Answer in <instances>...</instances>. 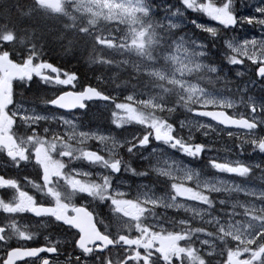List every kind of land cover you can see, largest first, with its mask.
<instances>
[{"label":"snow or ice","instance_id":"1","mask_svg":"<svg viewBox=\"0 0 264 264\" xmlns=\"http://www.w3.org/2000/svg\"><path fill=\"white\" fill-rule=\"evenodd\" d=\"M17 10L18 28L0 25V189L10 190L0 264H264V0H32ZM48 53L111 76L93 83ZM101 106L109 127L96 123ZM177 108L184 119L169 122ZM230 128L247 130L226 149L235 158L207 157L211 143L193 142L196 132L231 138ZM29 169L31 194L7 175ZM256 173L262 185L248 187ZM37 226L53 229L43 244Z\"/></svg>","mask_w":264,"mask_h":264},{"label":"rangeland","instance_id":"2","mask_svg":"<svg viewBox=\"0 0 264 264\" xmlns=\"http://www.w3.org/2000/svg\"><path fill=\"white\" fill-rule=\"evenodd\" d=\"M239 2H240V0H237V4H239ZM201 22L210 23V24H212L214 26L220 27L219 25L216 24L215 21H209L207 18H204L203 21H201ZM106 23L108 25H111V26H114V27L118 24V22H116V21L106 22ZM121 26H123L125 29L127 27L126 25H122V24H121ZM181 31H184V29H181ZM253 31L255 32L256 36L260 35V30L259 29H254ZM123 68H125V70L127 71L128 74H129V72H131V68L129 66H122V69ZM119 72H122V75H123L124 70L119 71ZM241 87H243V84H241ZM233 90H235V89H233ZM251 94L255 95V96H259L260 95L258 90L254 91ZM122 98L123 97H118V101L117 102H120L122 100ZM236 99H237L236 112L239 113V112L243 111V112L247 113V110L244 109L243 107H241V105L239 103L240 97L237 96ZM27 106H31V105H27ZM227 111L229 113L232 112L231 109H229ZM102 112H103V109H102V106H101V112L97 113L96 123H99L102 127H109L110 124H109V122L105 121L104 116H109L110 117V113L101 114ZM183 113H184V110H182V109H180V112L176 111V113H173L172 116L169 117V122H171L172 120H182V119H184V114ZM51 126L56 127L60 132L64 131V127L61 126V125H51ZM175 126L177 128L179 127L178 124L175 125ZM111 127L114 128L115 126L111 125ZM93 128H95V124L93 125ZM219 130H220V128L217 127V131H219ZM116 131L119 132V129H116ZM233 133H235L236 135H234L233 137L229 138L227 136V134H226V131L220 132L219 136H217L216 133H211L209 137L202 136L201 133L196 132V133H194V141L193 142H196V143L210 142L211 143L212 150L208 151V152H206L204 154L207 157L228 156L229 158H235V157L232 156L231 153L227 152L226 149L228 147H233V150L235 151L234 145H235V143L238 142V138L239 139H244L246 137L244 136V133H237V132H233ZM182 134L186 137L187 134H188V130L187 129L182 130ZM89 145L91 146L92 150H96L97 142L89 141ZM161 147H163V146H161ZM168 151L170 153L172 152V150H168ZM249 151H250V148H249ZM177 155H179V154H177ZM239 158L248 159V152H244L242 155H240ZM183 159H184V163L189 164V161L192 158L184 157ZM257 159H259V157H257ZM140 163L144 164L145 162L141 161ZM200 163H201L200 161H195L193 163H190L189 167H191V168H193L195 170H199ZM133 166L136 167L137 165L134 164ZM149 167H150V165H149ZM217 175H218V177H222L223 179H225L229 183H233L234 182L235 184H241L243 182L242 178L229 176V174H217ZM137 182H139V181H137ZM143 183L144 184H148L149 187H151V184H150V182L148 180H144ZM261 185H262V181H261V179L259 177V173H256L254 179L252 181H250V183L248 184V187H253V186L260 187ZM157 187H159V186H157ZM122 190L126 191V189H122ZM145 190H147V189H145ZM160 191H162V189ZM212 198L215 201H218L221 197L219 196V194H215L214 193V194H212ZM224 198L228 199L227 196H225ZM231 198L232 199H239L240 201H243L245 199L243 193H239V194L233 193ZM249 199H254V197H250ZM182 202H184V203H186L188 205H192V204L195 203V202H190V201H182ZM200 207H206V206L201 205ZM219 207L220 206L218 205V203H214V205H213L214 209H218ZM158 211H166V215L169 218H174V219L187 218L189 220V224H190L191 227L202 226V222L200 220L192 219V214L191 213H186L183 209H178V210L177 209H168V210L158 209ZM215 214H216V212H212V215H215ZM207 218L208 217L206 216L205 219H207ZM165 227H169V225L165 224ZM196 239L197 238L194 236L193 240L196 241ZM181 244H183V242H181ZM196 246H198V244ZM240 258L243 259L245 257L241 256ZM215 259L225 260L226 259V254L223 257H215Z\"/></svg>","mask_w":264,"mask_h":264},{"label":"trees","instance_id":"3","mask_svg":"<svg viewBox=\"0 0 264 264\" xmlns=\"http://www.w3.org/2000/svg\"><path fill=\"white\" fill-rule=\"evenodd\" d=\"M32 5V0H0V25L6 23L9 28L16 29L21 23V17L18 12V7L20 10H25L29 8ZM26 22V21H25ZM109 27L113 28V35H115V27L117 26H111ZM121 29H125L123 26L119 25ZM126 30V29H125ZM87 54L85 53V56ZM49 62H59L61 65H64L66 69H71L73 71H76L79 76L87 77L88 80H90L93 83H96L95 77L97 75H101L102 79H107L109 76H111V72L108 71L105 68L97 67L96 65H89L87 64L85 59H80L79 61L77 59H73L71 55H69L66 59L63 56H56L51 53H48L46 57ZM117 60L123 59V57L116 56ZM113 70L115 69V65L112 66ZM123 76L122 72H119L120 75V81L128 80L129 75L125 68H123ZM118 70V71H122ZM119 83V81H117ZM132 81H129L131 83ZM123 90V85L121 86V89L117 90L116 92H113V95H117L118 97H122L119 95V93ZM126 94V93H124ZM30 105V104H29ZM177 111L180 112V109L177 108ZM176 113V112H175Z\"/></svg>","mask_w":264,"mask_h":264},{"label":"flooded vegetation","instance_id":"4","mask_svg":"<svg viewBox=\"0 0 264 264\" xmlns=\"http://www.w3.org/2000/svg\"><path fill=\"white\" fill-rule=\"evenodd\" d=\"M232 132H234V131H232ZM237 133H241V132H237ZM5 174H6V169L4 168V160H0V175H5ZM25 174L29 175L30 177L33 175V173L31 172L30 169L29 170H26L25 172L19 173V174H17L14 171L13 172H7V175L8 176H12V177L17 178V179L20 180L22 190L28 191L31 194V192H32L31 188L25 186V184H24L23 176ZM8 191H10V190L0 189V197L6 198V192H8ZM0 215H2V214H0ZM52 230H53L52 227L43 228V227L37 226V228H36L37 239L40 241L41 244L44 243V241H43V235L44 234H47L48 232H50ZM53 238L55 239L57 237L54 235ZM60 238L61 239H66L65 237H60ZM37 246H39V245H37Z\"/></svg>","mask_w":264,"mask_h":264},{"label":"water","instance_id":"5","mask_svg":"<svg viewBox=\"0 0 264 264\" xmlns=\"http://www.w3.org/2000/svg\"><path fill=\"white\" fill-rule=\"evenodd\" d=\"M205 120L207 121V119L205 118ZM213 124H215V122H212ZM220 127H224V126H220ZM228 130H234V131H242V132H246L247 130H243V129H237V128H230Z\"/></svg>","mask_w":264,"mask_h":264}]
</instances>
